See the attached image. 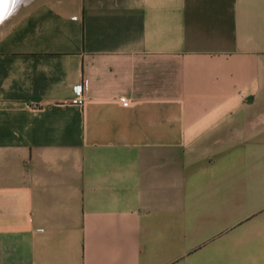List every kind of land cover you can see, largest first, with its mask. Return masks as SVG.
Wrapping results in <instances>:
<instances>
[{"label":"crops","instance_id":"obj_1","mask_svg":"<svg viewBox=\"0 0 264 264\" xmlns=\"http://www.w3.org/2000/svg\"><path fill=\"white\" fill-rule=\"evenodd\" d=\"M0 264H264V0L21 5Z\"/></svg>","mask_w":264,"mask_h":264},{"label":"water","instance_id":"obj_2","mask_svg":"<svg viewBox=\"0 0 264 264\" xmlns=\"http://www.w3.org/2000/svg\"><path fill=\"white\" fill-rule=\"evenodd\" d=\"M30 0H0V26L20 7L22 2Z\"/></svg>","mask_w":264,"mask_h":264},{"label":"built area","instance_id":"obj_3","mask_svg":"<svg viewBox=\"0 0 264 264\" xmlns=\"http://www.w3.org/2000/svg\"><path fill=\"white\" fill-rule=\"evenodd\" d=\"M75 94H76V104L78 106H82L84 104V98H83V90L81 86H78L75 88ZM119 101L121 103H124L126 100L124 98H120Z\"/></svg>","mask_w":264,"mask_h":264},{"label":"rangeland","instance_id":"obj_4","mask_svg":"<svg viewBox=\"0 0 264 264\" xmlns=\"http://www.w3.org/2000/svg\"><path fill=\"white\" fill-rule=\"evenodd\" d=\"M25 3H26V2H22V3L20 4V6L23 5V4H25Z\"/></svg>","mask_w":264,"mask_h":264}]
</instances>
